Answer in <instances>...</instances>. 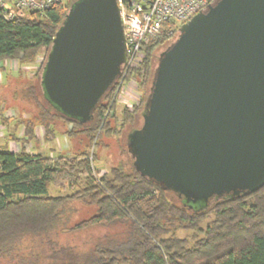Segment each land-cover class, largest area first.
<instances>
[{
  "label": "trees",
  "instance_id": "1",
  "mask_svg": "<svg viewBox=\"0 0 264 264\" xmlns=\"http://www.w3.org/2000/svg\"><path fill=\"white\" fill-rule=\"evenodd\" d=\"M76 1L66 0L42 16L12 20L0 11V63H17L18 75L9 90V106L16 110L10 120L24 129L22 138L12 135L11 140L20 143L17 151L0 147V261L264 264V187L237 197L212 196L203 208L193 209L176 192L163 191L139 175L122 141L126 131L141 129L159 57L156 51L168 48L176 35L146 46L140 66L116 80L87 123L62 115L46 99L40 84L43 67L56 32ZM42 51L43 58L29 77L26 68L38 61ZM125 81L133 82L140 95L117 115L115 93ZM18 100L22 104L15 105ZM38 128L43 142L59 134L75 147L56 158L31 153L28 144L39 142ZM111 138L119 142L117 166L100 173L95 167L96 148L104 145L102 139ZM51 189L59 194L50 195ZM83 210L90 212L82 215ZM115 228L116 233L109 232ZM95 229L107 232L100 231L86 250L58 245L59 235ZM182 232L187 234L179 237Z\"/></svg>",
  "mask_w": 264,
  "mask_h": 264
},
{
  "label": "water",
  "instance_id": "2",
  "mask_svg": "<svg viewBox=\"0 0 264 264\" xmlns=\"http://www.w3.org/2000/svg\"><path fill=\"white\" fill-rule=\"evenodd\" d=\"M125 62L117 1L78 0L52 41L44 96L87 123ZM128 138L136 172L163 191L200 199L264 187V0H216L178 28Z\"/></svg>",
  "mask_w": 264,
  "mask_h": 264
},
{
  "label": "built area",
  "instance_id": "3",
  "mask_svg": "<svg viewBox=\"0 0 264 264\" xmlns=\"http://www.w3.org/2000/svg\"><path fill=\"white\" fill-rule=\"evenodd\" d=\"M116 1L125 38L126 62L121 73L124 78L128 71L140 66L145 57L146 46L163 36L166 38L175 36L181 25L207 9L212 0ZM64 2L65 0H0V11L7 20L31 15L42 16L52 7ZM11 64L17 68L16 62L10 61ZM134 85L132 82L128 88L135 87ZM122 87L123 84L120 83L115 96L119 95Z\"/></svg>",
  "mask_w": 264,
  "mask_h": 264
},
{
  "label": "rangeland",
  "instance_id": "4",
  "mask_svg": "<svg viewBox=\"0 0 264 264\" xmlns=\"http://www.w3.org/2000/svg\"><path fill=\"white\" fill-rule=\"evenodd\" d=\"M162 51H163L162 49H158L156 51V56H158L159 53H161ZM42 58H43V51H42V53H40V57L38 58V61L32 65H29V67L27 68V70L30 71L29 77L32 75V71H34L37 68L38 63L42 60ZM156 61H157V59H156ZM26 77L29 78L28 76H26ZM25 81H24V79L20 80V82H19L20 85H23ZM130 85H132L131 81H128V82L125 81L123 84V87L121 88V91L117 97V107H116L117 115H119V113L123 110L124 107H131L133 105V103L135 102V97H139V95H140V92L135 90L134 87L128 88ZM7 97L9 99V98H11V95L7 94ZM12 104H14V103H12ZM18 104H22V102L19 100L17 102H15V105H18ZM11 108H15V107H11ZM17 111H18V109H17ZM140 123L142 124V122L139 121V126H140ZM132 132L133 131L128 133L126 131L124 133L123 137H121L122 141L125 143V145L127 147H128V142H129L128 136ZM127 134H128V136H125ZM41 136H42V131L40 130L38 132V136H37L39 138L40 143H41V145L38 149V154L43 156V157L56 158L58 156H64L65 154H69L72 147H75V144H76L74 142L70 143L66 137L61 136L59 134H57L54 137V139L49 143L43 142ZM102 142H104V145L100 146V147L97 146V148H96V153H97L96 156H97L98 161L96 162L95 167L97 170L100 171V173L108 171L110 168L117 166L116 163L118 161L117 156H118V147H119V142L113 138L107 139V140L102 139ZM138 143H135V148H137ZM105 144L108 146H106ZM30 147H32V146L30 145ZM130 156H131V154H130ZM58 194L59 193L56 190H54V189L50 190V195L55 196ZM218 196H221V195H218ZM179 197H181L183 199L182 203H184L185 205H187L188 207L193 208V209L203 208L207 204V201L211 198V197H206V198L195 199V198L190 197V196H185L182 193ZM89 212H90L89 210H87V211L83 210V212L81 214L82 215H86V214L88 215ZM205 223L202 224V226H201L202 228L205 227ZM116 230L117 229L115 228V230H112L109 232L116 233L118 231V230L117 231ZM100 231H101L102 235L107 232V230H104V229H103V231H102V229H95V230L84 231L81 233L62 234V235H59L57 238L58 239L57 240L58 245H59V247H62V248H72L75 251L86 250L89 247L91 240H93L97 236V234L100 233ZM186 234L187 233H184V232L179 233V237H182ZM47 251L48 250H46V252ZM0 264H8V262L1 260Z\"/></svg>",
  "mask_w": 264,
  "mask_h": 264
},
{
  "label": "crops",
  "instance_id": "5",
  "mask_svg": "<svg viewBox=\"0 0 264 264\" xmlns=\"http://www.w3.org/2000/svg\"><path fill=\"white\" fill-rule=\"evenodd\" d=\"M16 75V67L14 68L12 64L10 65V62L3 61L0 63V147L7 146L11 151H17L20 146L18 141L16 142L11 140L12 135L20 139L23 137L24 131L23 127L17 125L16 121L10 120V118L14 117L16 109L9 106L10 101L7 94H9L11 83ZM39 131L40 128L36 130L37 136ZM30 145L32 147H30ZM40 145V141L37 143L31 142L28 144V147L30 151H32L31 153L38 154Z\"/></svg>",
  "mask_w": 264,
  "mask_h": 264
}]
</instances>
